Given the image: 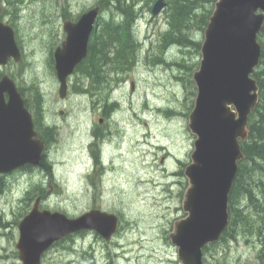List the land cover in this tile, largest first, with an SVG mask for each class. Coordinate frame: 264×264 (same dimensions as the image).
Returning <instances> with one entry per match:
<instances>
[{
  "label": "rangeland",
  "instance_id": "rangeland-1",
  "mask_svg": "<svg viewBox=\"0 0 264 264\" xmlns=\"http://www.w3.org/2000/svg\"><path fill=\"white\" fill-rule=\"evenodd\" d=\"M99 1L23 0L13 20L0 5L3 21L15 25L12 27L22 51L21 61L11 60L3 71L12 73L16 84L25 89L27 80L39 85L44 95L45 120L55 129L54 136H49L43 164L6 174L8 189L0 197V207L9 225L0 235V264H20L15 249L17 224L33 205L20 215L25 192L33 183H40L44 189V196H40L42 208L69 217L99 208L115 213L120 222L111 241L85 232L73 242L64 243L74 249L67 247L71 254L65 248L55 247L44 254L42 264H50L54 259H83L82 253L89 248L92 252L85 256L94 253L97 264L108 262L104 259L106 251L112 264H181L177 247L168 235L174 222L185 216L182 200L188 182L183 171L191 162L195 139L188 128V115L196 96V69L178 64H199L201 55L191 48L163 43L169 8L166 5L152 15L150 9L155 0H140V16L134 27L140 53L135 65L120 74L118 81L112 73L108 74L110 78L105 76L108 91L101 90L103 82H94L100 89L94 98L89 92H75L71 84L82 76L74 71L67 79L66 96L60 98L51 54L65 37L62 23L100 6ZM103 16L105 11L100 9L98 18ZM193 36L203 40V33L198 30L193 31ZM107 65L110 70L113 58ZM83 81L89 86V79ZM104 94L110 99L106 101L118 103L110 117L103 114L104 102L100 98ZM99 117L107 122L100 126ZM93 127L99 130L97 135H102L98 140L92 135ZM103 145L107 147L102 148ZM94 152L101 153L103 166L95 164ZM250 209L248 205L244 210ZM252 219L256 217L253 215ZM255 237L256 234L240 229L239 236L232 241L210 243V250L203 251L204 264H257V248L245 239ZM85 260L82 264H87Z\"/></svg>",
  "mask_w": 264,
  "mask_h": 264
},
{
  "label": "water",
  "instance_id": "water-1",
  "mask_svg": "<svg viewBox=\"0 0 264 264\" xmlns=\"http://www.w3.org/2000/svg\"><path fill=\"white\" fill-rule=\"evenodd\" d=\"M166 5L156 0L151 14ZM98 5L84 11L77 21L65 20L66 34L54 50L58 94H67V79L86 57ZM264 22V0H216L203 32L198 68L193 72L196 96L188 115L195 135L191 162L184 168L183 218L176 220L168 237L177 247L181 264H203V248L219 241L228 225V197L238 162L244 155L240 142L248 135V118L258 101L253 78L261 46L258 32ZM21 49L14 29L0 21V72L9 60L19 62ZM46 144L34 129L15 81L0 77V174L24 165L37 166ZM38 197L18 222L15 248L21 264H41L42 254L69 234L93 230L110 240L119 227L115 213L90 209L69 217L60 211L40 209Z\"/></svg>",
  "mask_w": 264,
  "mask_h": 264
},
{
  "label": "trees",
  "instance_id": "trees-1",
  "mask_svg": "<svg viewBox=\"0 0 264 264\" xmlns=\"http://www.w3.org/2000/svg\"><path fill=\"white\" fill-rule=\"evenodd\" d=\"M21 1L23 0H0V5L4 6L2 8L3 13L10 14L12 20L13 18L16 19ZM99 3L101 11H105V16L101 17L100 19L98 18L90 36L87 56L75 68L76 73H78L79 76L81 75L82 78L79 77V79H75L73 81L74 85L72 84L76 90L75 92H89L92 95V98L95 92L100 90L99 88H96L94 82L100 81L104 84L103 80L105 76H108L109 73H112L115 81L120 80L121 78H119V75L127 71L128 68H131L133 65H135L138 54L140 53L138 40L134 35L135 23L138 21L140 16V12L138 11L140 0H100ZM166 3L169 11L167 12V29L163 31V43L166 45H171L172 47L176 46L179 48H191L195 50L197 54H200L202 39L194 38L193 31L198 30L199 32L203 33L208 23L209 16L213 11L215 0H168ZM75 19L76 18L73 20ZM0 20H3L1 17V12ZM7 23L15 27L12 22ZM257 39L261 46V55L258 66L255 68L252 76L256 80L258 86V101L248 118L247 138L245 141L240 142L244 157L238 162L236 176L229 193V220L227 227L221 235L220 241H232L233 239H236V237H238L240 234V229L244 231V229L247 228L249 231L255 232H260L264 229V22L261 30L258 33ZM163 49H161V52H163ZM131 54L133 57H131ZM110 55L112 56L110 57ZM111 58H113L114 65L111 66L110 71L109 69L107 70L105 63L108 64L111 61ZM163 58L164 57H157V59L160 61L165 60ZM51 62L53 65L52 54ZM173 63L177 66L176 62ZM178 65L184 66L185 68L189 67V69H197L199 64L195 63V65L187 66V64L185 65V63L181 62ZM116 67H118L120 70ZM8 74L14 78L12 73ZM84 78L89 79V81H92V83L90 82L89 86H87L83 81ZM30 82L28 80L26 81V89L22 85L17 84V86L24 99L25 107L32 113L34 129L38 132L39 137L46 143V149L51 141L49 136L53 133L54 126L47 124L48 121L45 120L43 111L44 95L39 89V85L36 84L35 81L32 83ZM102 87L103 88H101V90L106 89V85H103ZM25 90H28V92H25ZM106 91L108 90L106 89ZM107 94H104L101 100L104 102V105L102 106L105 108L103 110L104 116L110 117L113 110L117 108L118 103L116 101H113L114 103L107 102ZM167 112L171 111L168 110ZM52 136H54V133ZM101 136L95 134L97 140ZM45 154L46 150L43 152L41 164H43L45 161ZM93 156L94 161H97L95 164H97V166L100 165V154L98 152H94ZM50 166L51 163H48L47 170L49 174H51ZM29 167V165L24 166V168ZM7 186L6 175H0L1 196L6 193L8 189ZM43 192L44 189L40 188V183H33L25 192L23 198V212H21L20 215L27 212V208L30 207L37 197L41 195L44 196ZM248 204L251 206L250 212L253 213H248L249 210H244V206H248ZM253 215L256 217V220L252 219ZM17 221L18 220L14 222ZM8 225L9 223L6 221L5 212L1 208L0 235L3 234L2 229ZM69 242L73 241H67V244ZM67 246L69 249H72L70 245ZM208 249L210 250V245L206 246L203 251L206 252ZM87 251H89V249ZM221 261L223 262V260Z\"/></svg>",
  "mask_w": 264,
  "mask_h": 264
},
{
  "label": "flooded vegetation",
  "instance_id": "flooded-vegetation-1",
  "mask_svg": "<svg viewBox=\"0 0 264 264\" xmlns=\"http://www.w3.org/2000/svg\"><path fill=\"white\" fill-rule=\"evenodd\" d=\"M72 21H76V20H72ZM64 22V21H63ZM62 27H63V23H62ZM64 33V32H63ZM64 36H65V34H64ZM53 68H54V65H53ZM32 114V113H31ZM100 119V120H99ZM107 122V120L106 119H103V117H99L98 118V123H99V125L101 126V125H104L105 123ZM95 129V127H93L92 128V135L94 134V136H95V134L97 135V133H99V130H94ZM23 169H25L24 167L22 168V169H20V170H23ZM246 208V206H244V209ZM249 213V212H248ZM262 231H263V233H262ZM261 231V233L259 234V232H255V231H249L247 228H245L244 229V232L247 234V232L248 233H254V234H256V238H254V239H252V238H245L246 239V242H250V245H252L253 247H255L256 246V248H257V253H256V257H257V264H264V230H262ZM85 232H87V233H89V232H92V231H85ZM85 232H78V233H75V234H71V235H68V236H66V237H64L63 239H61V240H59L58 242H56V243H54L51 247H50V249H53V248H55V247H61L62 249L63 248H65V251H68L69 252V254H71L70 253V251L69 250H67V247L68 246H66V245H64V243L66 242V241H73L75 238H77V237H82L84 234H85ZM260 236V237H259ZM263 237V239H261ZM258 238H260L259 240H258ZM112 240V239H111ZM110 240V241H111ZM260 240H262V241H260ZM49 249V250H50ZM64 250V249H63ZM71 250H74V249H71ZM91 249H89V251H90ZM48 251V250H47ZM89 251H87V252H85V253H82V258L83 259H72V258H70L69 260L68 259H54L50 264H82L83 263V260L84 259H86L87 260V264H97V257H96V255L94 254V253H91L90 255H89V257L87 258V256H85L86 254H88L89 253ZM59 253H61L60 251H58ZM73 252H75V251H73ZM44 254H46V252L44 253ZM44 254L42 255V259H43V256H44ZM108 255V256H107ZM62 256V255H61ZM107 256V257H106ZM60 257V256H59ZM93 257V258H92ZM95 258V259H94ZM109 259V258H111V257H109V254H108V252L106 251V253H105V255H104V259H105V261L107 260V259ZM260 258H261V260H263L261 263H259L261 260H260ZM85 260V261H86ZM108 261V260H107ZM41 263H42V261H41ZM85 263V262H84ZM105 264H112V260L110 259V261L108 262V263H105Z\"/></svg>",
  "mask_w": 264,
  "mask_h": 264
},
{
  "label": "bare ground",
  "instance_id": "bare-ground-1",
  "mask_svg": "<svg viewBox=\"0 0 264 264\" xmlns=\"http://www.w3.org/2000/svg\"><path fill=\"white\" fill-rule=\"evenodd\" d=\"M2 2H3V1H2ZM5 2H6V1H5ZM7 2H8V1H7ZM11 2H12V1H11ZM14 3H15V2H14ZM4 4H5V3H4ZM8 4H10V3H8ZM117 5H118V4H117ZM11 6H12V5H11ZM111 6H113V5H111ZM111 6H110V7H111ZM119 6H120V5H119ZM105 8H106V7H105ZM118 8H119V7H118ZM136 11H137V10H136ZM131 22H132V21H131ZM174 23H175V22H174ZM169 24H170V23H169ZM172 24H173V22H172ZM175 25H176V24H175ZM170 29H171V28H170ZM179 29H180V28H179ZM123 31H124V30H123ZM173 31H174V30H173ZM108 33H110V32H108ZM122 33H124V32H122ZM127 33H128V32H127ZM116 34H117V33H116ZM121 35H122V34H121ZM121 35H120V36H121ZM123 36H124V35H123ZM126 37H127V36H126ZM111 38H112V37H111ZM122 38H123V37H122ZM122 38H121V39H122ZM129 39H130V38H129ZM110 40H111V39H110ZM126 41H127V40H126ZM175 41H176V40H175ZM127 42H128V41H127ZM127 42H125V43H127ZM114 43H115V42H114ZM125 43H124V44H125ZM110 44H111V43H110ZM125 45H126V44H125ZM124 47H125V46H124ZM129 49H130V47H129ZM105 50H106V49H105ZM91 51H92V50H91ZM100 52H101V51H100ZM132 52H133V51H132ZM97 54H100V53H97ZM92 57H93V56H92ZM131 57H133L132 54H131ZM92 59H93V58H92ZM101 59H102V58H101ZM130 60H131V59H130ZM162 60H163V59H162ZM92 61H93V60H92ZM115 61H116V60H115ZM163 61H164V60H163ZM101 63H102V62H101ZM111 63H112V62H111ZM115 63H116V62H115ZM129 63H130V62H129ZM105 65H106V66H109V65H107V63H105ZM128 65H129V64H128ZM115 66H116V65H115ZM117 66H118V65H117ZM126 67H127V66H126ZM110 68H111V67H110ZM113 68H114V67H113ZM116 68H118V67H116ZM108 69H109V68H107V70H108ZM118 69H119V68H118ZM119 70H120V69H119ZM104 71H105V70H104ZM110 71H111V70H110ZM121 71H122V70H121ZM105 72H106V71H105ZM103 73H104V72H103ZM109 74H110V73H109ZM108 77H109V75H108ZM106 78H107V77H106ZM109 78H110V77H109ZM109 78H108V79H109ZM84 81H85V80H84ZM90 82L92 83V81H90ZM105 83H106V82H105ZM98 84H99V83H98ZM71 85H72V84H71ZM73 85H74V82H73ZM88 85H89V84H88ZM103 85H104V84H103ZM103 85H101V86H103ZM90 86H91V85H90ZM104 86H105V85H104ZM89 88H90V87H89ZM102 88H103V87H102ZM94 89H95V88H94ZM95 90H96V89H95ZM95 90H94V91H95ZM87 91H88V90H87ZM99 91H100V90H99ZM91 92H92V91H91ZM97 92H98V91H97ZM103 92H104V91H103ZM78 94H79V93H78ZM86 94H87V93H86ZM86 94H85V95H86ZM96 94H97V93H96ZM99 94H100V93H99ZM82 96H83V94H82ZM98 96H99V95H98ZM98 96H97V97H98ZM93 98H94V96H93ZM100 99H101V98H100ZM108 99H109V98H108ZM97 100H98V99H97ZM95 101H96V100H95ZM109 101H110V99H109ZM98 102H100V101H98ZM107 102H108V100H107ZM111 102H113V101L111 100ZM111 102H110V103H111ZM31 103H32V102H31ZM96 103H97V102H96ZM100 103H101V102H100ZM113 103H114V102H113ZM113 103H112V104H113ZM101 104H102V103H101ZM31 105H32V104H31ZM34 105H35V104H34ZM98 105H99V104H98ZM103 105H104V104H103ZM32 106H33V105H32ZM31 108H32V107H31ZM31 108H30V109H31ZM35 109H37V108H35ZM38 109H39V108H38ZM110 109H111V108H110ZM32 110H34V109H32ZM36 111H37V110H36ZM38 111H39V110H38ZM167 111H168V110H167ZM169 111H170V110H169ZM34 113H36V112H34ZM34 113H33V114H34ZM37 114H38V113H37ZM34 115H35V114H34ZM39 115H40V114H39ZM103 119H105V118H103ZM40 120H41V119H40ZM99 120H100V119H99ZM35 121H36V120H35ZM39 124H40V123H39ZM91 129H92V128H91ZM94 130H95V129H94ZM92 132H93V131H92ZM45 133H46V132H45ZM45 133H44V134H45ZM52 134H53V133H52ZM52 134H51V136H52ZM97 134H98V133H97ZM93 135H94V134H93ZM44 136H45V135H44ZM98 136H99V135H98ZM45 138H46V136H45ZM47 138H48V137H47ZM92 139H93V138H92ZM100 140H101V139H100ZM100 140H99V142H100ZM91 141H92V140H91ZM94 142H95V140H94ZM110 143H111V142H110ZM92 144L95 145V143H93V142H92ZM101 144H102V143H101ZM90 145H91V144H90ZM94 145H93V146H94ZM98 145H99V143H98ZM106 145H107V144H106ZM106 145H105V146H106ZM95 146H96V145H95ZM103 146H104V145H103ZM105 146L102 147V148H105ZM47 147H48V146H47ZM106 147H107V146H106ZM94 156H95V155H94ZM94 156H93V157H94ZM100 156H101V155H100ZM101 157H102V156H101ZM90 158H91V157H90ZM91 159H92V158H91ZM95 160H96V158H95ZM96 162H97V161H96ZM96 162H95V163H96ZM0 196H1V195H0ZM256 200H257V199H256ZM248 205H249V204H248ZM0 209H1V208H0ZM2 227H3V226H2ZM256 229H257V228H256ZM263 230H264V229H263ZM250 233H251V232H250ZM250 233H249V234H250ZM260 233H261V232H260ZM260 233H259V234H260ZM262 233H263V231H262ZM259 237H260V236H259ZM255 238H256V237H255ZM259 239H260V238H258V240H259ZM261 239H263V237H262ZM260 241H262V240H260ZM107 256H108V255H107ZM107 256H106V257H107ZM92 258H93V257H92ZM94 259H95V258H94ZM106 259H107V258H106ZM107 260H108V262H109V261H110V258L107 259ZM260 260H261V258H260ZM262 261H263V260H261L260 263H261ZM108 262H107V263H108Z\"/></svg>",
  "mask_w": 264,
  "mask_h": 264
}]
</instances>
